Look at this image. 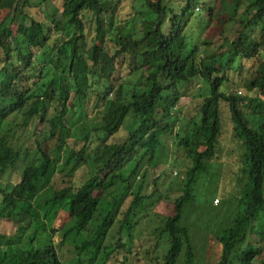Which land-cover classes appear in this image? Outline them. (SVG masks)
Listing matches in <instances>:
<instances>
[{
  "label": "trees",
  "instance_id": "1",
  "mask_svg": "<svg viewBox=\"0 0 264 264\" xmlns=\"http://www.w3.org/2000/svg\"><path fill=\"white\" fill-rule=\"evenodd\" d=\"M137 1L118 20L123 0H0V264H196L183 218L219 163L224 110L243 176L232 196L212 198L224 222L209 264H253L264 251V0ZM90 101L103 109L94 148L81 125ZM167 135L186 175L156 227L167 249L151 255L132 230L159 176L150 189L148 169L136 191L134 181ZM65 242L77 260L62 258Z\"/></svg>",
  "mask_w": 264,
  "mask_h": 264
},
{
  "label": "rangeland",
  "instance_id": "2",
  "mask_svg": "<svg viewBox=\"0 0 264 264\" xmlns=\"http://www.w3.org/2000/svg\"><path fill=\"white\" fill-rule=\"evenodd\" d=\"M139 2L140 1L137 0H123L121 9L122 11L120 10L117 19L119 20L121 17L125 16L126 12L130 10L131 4H135L138 7ZM58 6L61 8L60 4H58ZM209 31H211L209 34L213 32L211 29ZM138 76L139 75L136 74L129 76L126 79L134 80L138 78ZM229 76L234 82H238V73L231 72L229 73ZM230 87L231 91H240V88L234 84H231ZM89 103L90 104L86 108L88 120H86L84 123H81V125L83 126V129L86 128L91 130V138L88 145L94 148L96 146V132L92 130V125L100 124L103 115V109L100 107L92 109L93 102L90 101ZM222 119L226 129L222 139V150L220 154L216 155L218 158L216 163H219L216 164V166L208 175H205L204 178L200 179L199 184L196 186V198L189 205V212L183 218L185 224H188L190 228L191 236L194 237L196 264H209V262L215 257L214 253H216V251H222V244L219 241V237L222 234L220 227L222 226L224 220H221L220 217H218V210H216V208L211 204L213 196H218L222 201L226 193L234 194L236 191H238L236 187L237 184L240 183L241 177L243 176L242 171L238 170L237 168L235 169V165L231 164L230 162L233 161L234 158L239 157L242 148L239 144L240 140L232 135V125L228 110L223 111ZM17 120L20 121L21 118H18ZM35 122L36 121L34 120L30 126L29 135H31L32 131H34L33 128H35ZM40 127L43 126H40L39 124L38 128ZM37 132L40 133L38 135L40 136L41 132L39 130H37ZM123 133L119 134L117 141H122L124 139V136H122ZM182 155L183 149L182 147L176 146L174 136L167 135L166 137L162 138V146L159 148L154 161L152 163H146L143 166L140 175L135 178L133 191H136L138 186L141 184L143 179L142 175L147 169V180L150 182L148 186L149 189L152 187L151 182L153 179L157 175L159 176L156 194L151 200L144 202L143 207L137 212V216L134 219L135 223L132 234L135 237V244L138 243L141 246L140 251L148 250L149 254L154 255L155 251H158L159 254H163L167 249L169 239L166 235H163L161 238H157L156 227L159 226V222L162 217H164L172 209L173 199L180 194L179 187L183 184L182 180L186 175L184 166L185 160H182ZM86 172L87 171H84L83 174H86ZM7 178L12 179L10 182L14 183V181L18 179V176L15 174L12 178V176L9 175ZM3 184H8V182H3ZM226 187L228 189H226ZM118 188L119 186L110 190V195L104 193L102 198L100 197L102 202L101 205L103 207L108 204L110 200H112V196L117 194ZM215 204H217V202ZM226 207L227 206L224 205L222 209L224 210ZM59 216L62 218L64 213H60ZM95 221L96 219L90 221L88 225L90 228V235L92 237L95 236V232L92 230L96 224ZM117 231L118 226L117 223H115L110 228L105 242H114V238L118 236ZM49 233V229L42 231L44 240L45 238H49ZM23 239L25 241V236H23ZM59 240L60 238H55L56 245L59 244ZM24 241L21 240V244H23ZM59 251L64 260H71V258L77 260V252L72 245L65 242L59 247ZM145 258L146 255L141 257V259ZM182 259L183 258L180 259L178 264H184ZM263 259L264 251L261 254L256 255L253 264H264ZM137 264H144V262L140 260Z\"/></svg>",
  "mask_w": 264,
  "mask_h": 264
},
{
  "label": "built area",
  "instance_id": "3",
  "mask_svg": "<svg viewBox=\"0 0 264 264\" xmlns=\"http://www.w3.org/2000/svg\"><path fill=\"white\" fill-rule=\"evenodd\" d=\"M216 202H218V200H216Z\"/></svg>",
  "mask_w": 264,
  "mask_h": 264
}]
</instances>
